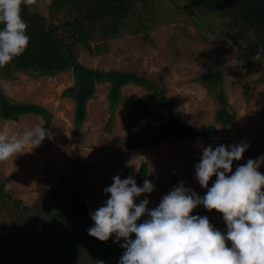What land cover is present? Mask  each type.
<instances>
[{
    "label": "rangeland",
    "instance_id": "1",
    "mask_svg": "<svg viewBox=\"0 0 264 264\" xmlns=\"http://www.w3.org/2000/svg\"><path fill=\"white\" fill-rule=\"evenodd\" d=\"M148 1L140 7L138 17H134V25L124 24L110 40L92 43L93 52L83 42H78L75 50L79 61L87 67L132 70L155 81L165 89V101L173 104L174 119L195 130V135L181 138L178 130L172 128L149 149L129 148L127 125L135 118L129 99L147 97L142 85L123 86L125 100L113 113L107 100L110 85H98L95 96L86 104V119L76 130L75 101L63 96V90L74 83L70 70L49 76L17 71L12 80L0 73V88L8 96L15 101L40 104L53 116L50 125L37 113L21 115L17 121L0 118V128L7 127L10 134L36 125L49 133L38 147L0 163V239L21 221L20 216L46 217L59 210L56 201L67 188L65 181L81 174L76 160L87 169L78 191L80 199L100 205H105L110 197L104 189L114 182V176L120 175L121 179L133 176L136 180L140 164L147 161L146 179L152 181L154 191L136 197L135 201L139 204L147 197L148 208L152 210L180 182L201 197L206 194L208 189L195 178V165L200 162L205 146L215 149L219 145L248 144L242 159L233 161V173L249 159L264 156V70L251 71L245 65V43L236 34L237 27H232V18L194 8L188 0ZM49 2L36 0L38 11L49 17L48 24L75 18V6L51 15ZM135 26L140 31H134ZM88 36L91 38L92 33ZM217 61L223 72L222 88L228 98V110L236 112L234 123L228 126L216 119L219 106L213 84L202 80L216 68ZM206 125H215L214 136H202L201 130ZM258 170L264 174V162ZM216 178L214 175L210 179L209 188ZM16 201L22 202L20 207L15 206ZM202 208L199 205L193 212ZM208 217L216 229L226 234L222 213ZM82 225L85 231V222L80 227L71 223L68 228L76 233ZM115 239L113 234L108 240L109 244L117 245L113 253L106 248V255L96 258L89 248L76 264H96L98 260L119 264L125 250L120 246L121 240L116 243ZM226 244L231 247V241Z\"/></svg>",
    "mask_w": 264,
    "mask_h": 264
},
{
    "label": "trees",
    "instance_id": "2",
    "mask_svg": "<svg viewBox=\"0 0 264 264\" xmlns=\"http://www.w3.org/2000/svg\"><path fill=\"white\" fill-rule=\"evenodd\" d=\"M148 0H50L48 9L52 15L75 6V18L65 20L60 24H48L49 17L37 9V3L31 8H23V17L28 24L27 34L30 42L27 50L15 58L6 67L0 68L1 76L15 79V73L22 71L33 76L56 75L70 70L74 83L63 90V96L75 101V128L78 130L86 119L88 100L93 98L100 84H109L107 100L110 111L125 100L123 86L127 84L142 85L147 90L145 99H129L135 118L127 125V145L129 148L149 149L160 142L161 136L176 128L181 138L195 135V130L174 119L171 111L173 104L165 101V89L158 84L127 69L103 70L87 67L79 61L75 50L78 42H83L90 52L92 43H104L118 35L125 24L134 25L140 7ZM195 7L216 12L221 18L230 16L232 27H237V35L243 40L245 65L251 71H262L264 65L254 62L256 50L264 48V0H188ZM73 4V5H72ZM3 25H0L2 28ZM134 31H140L135 26ZM92 33L90 38L88 35ZM92 39V40H91ZM264 58V57H262ZM264 80V71L262 72ZM223 72L217 61L216 68L202 77L206 83L213 84L214 97L218 101L216 119L225 126L234 123L236 112L228 110V98L222 88ZM41 114L47 125L52 120V112L44 106L35 103L13 100L0 88V118L17 121L24 114ZM178 118V117H177ZM176 121V123H175ZM110 127V122L107 128ZM215 125L203 126L201 134L209 138L215 134ZM81 167L78 178L65 181L67 188L59 194V210L46 217L29 219L18 217L13 227L0 239V264H76L79 258L89 248L93 257L102 258L105 249L113 253L117 245L100 241L88 234V229L94 226L90 213L103 206L82 201L78 191L86 177V166L75 161ZM148 162L144 161L136 174L138 186L143 185L148 175ZM20 207L21 201L15 202ZM53 211V210H52ZM219 213L213 209L192 212V215L214 216ZM209 218V217H208ZM145 216L137 223H143ZM210 220V218H209ZM87 224L83 231H69V224ZM211 223V222H210ZM84 232V233H83ZM135 239V234L131 235ZM122 244L126 241L121 238ZM125 250V249H124Z\"/></svg>",
    "mask_w": 264,
    "mask_h": 264
},
{
    "label": "clouds",
    "instance_id": "3",
    "mask_svg": "<svg viewBox=\"0 0 264 264\" xmlns=\"http://www.w3.org/2000/svg\"><path fill=\"white\" fill-rule=\"evenodd\" d=\"M35 3L0 0V68L27 50L30 37L23 8ZM262 57L264 48L257 49L253 61L264 65ZM46 136L48 131L40 125L19 134L0 128V163L38 147ZM248 146L241 142L215 149L203 147L195 178L208 189L206 194L201 197L180 182L152 210L147 197L139 204L135 201L154 191L152 181L146 179L141 187L133 176H114V182L104 189L105 194L110 193L106 204L90 213L94 226L88 234L103 242L113 234L116 243L123 238L126 242L120 246L125 251L119 264H264V174L258 170L264 156L249 159L233 173V161L242 159ZM214 175L217 178L209 188ZM199 205L223 214L226 234L216 229L208 216L192 215ZM145 215L148 218L137 223ZM226 241H231V247Z\"/></svg>",
    "mask_w": 264,
    "mask_h": 264
}]
</instances>
